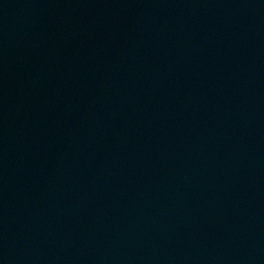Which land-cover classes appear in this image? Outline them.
Segmentation results:
<instances>
[{
  "label": "water",
  "instance_id": "obj_1",
  "mask_svg": "<svg viewBox=\"0 0 264 264\" xmlns=\"http://www.w3.org/2000/svg\"><path fill=\"white\" fill-rule=\"evenodd\" d=\"M0 264H264V0H0Z\"/></svg>",
  "mask_w": 264,
  "mask_h": 264
}]
</instances>
